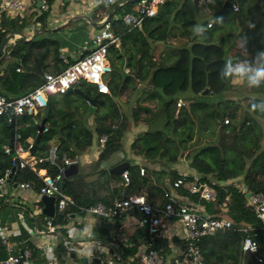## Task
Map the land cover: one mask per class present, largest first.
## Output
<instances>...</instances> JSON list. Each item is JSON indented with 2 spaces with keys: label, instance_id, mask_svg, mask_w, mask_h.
Here are the masks:
<instances>
[{
  "label": "trees",
  "instance_id": "obj_1",
  "mask_svg": "<svg viewBox=\"0 0 264 264\" xmlns=\"http://www.w3.org/2000/svg\"><path fill=\"white\" fill-rule=\"evenodd\" d=\"M53 1L45 0L46 8L43 9L31 0L33 10L15 16L0 13V43L9 31L23 33L31 24H39L32 38L25 40L18 36L5 44L0 55L1 94L9 98L25 94L43 82L45 72H60L66 67L60 56L59 40L45 29L49 25ZM135 2L103 0L90 14L93 22H99L114 8L108 20L119 39L117 44L107 48L111 65L107 79L109 93L98 92L94 84L85 80L75 84L84 93L96 97L95 106L71 92L68 101L64 94H50L48 114L44 107L34 115H0V177L8 170L9 177L17 182H29L37 191L41 185V180L29 166L10 171L15 154L10 149L6 151L10 140V117L25 148L37 135V123L45 117L47 129L30 151L37 157L46 156L49 148L57 143L59 156L65 153L74 158L94 142L99 143L100 136H106L89 173L78 171L70 176L62 175V190L74 202L71 211L67 215L55 213L53 217H45L54 226L57 239L54 254L60 261L62 252L68 247L65 240H69L67 224L72 215H83L85 207L96 203L111 206L116 199L130 194L145 196L154 189L153 175L165 178L167 169L172 182L184 174L173 165L186 152L189 167L198 173L197 182L207 180L216 195L213 200L206 201L198 192L183 187L176 190L192 202L202 204L211 216H227L234 223L199 238L200 264H264V226L245 195L246 192L264 195V115L250 110L251 103L264 101V85L248 88L251 96L244 106L240 100L226 96L234 85L231 80H222L219 76L227 58L235 56L239 60H250L254 52L264 50V0H215L214 5L205 2L202 6L200 0H165L154 15L145 17L139 26L131 27L124 23L122 16L132 10ZM214 17H223V23H212L208 27ZM197 24L207 28L206 38L192 31ZM249 24L254 27L249 28ZM90 25L96 29L101 26ZM240 39L247 40V54L238 47ZM231 48L237 49L233 55L229 54ZM128 59L143 69H136ZM146 79L148 87L140 88L139 81ZM207 83L208 91L204 94ZM139 89L129 119L117 98L129 101ZM73 93L82 99L81 104H76ZM178 100L183 101L179 107L176 105ZM226 117L228 122L224 123ZM131 122L143 123L146 128L137 132L126 148L124 139ZM129 152L144 163L128 157ZM120 153L117 162L129 161L127 184L121 173L110 171V165L102 166ZM46 165L52 174L59 172V167ZM141 166L145 169L143 174L140 173ZM90 174L96 176L90 178ZM185 174L188 180H194V175ZM162 187L160 207L167 200L163 196L166 188ZM241 222L257 226L255 256L262 257V262L242 248L244 233L238 228ZM137 237L148 238L147 245L153 248L163 247L160 239L149 238L146 225L138 228ZM13 239L24 241L19 247L30 249L32 264H42L50 258V254L39 249L36 241L29 238L25 229H20ZM88 240H99L106 245L112 241L108 230L102 227H97ZM137 246L138 243L123 247L121 256H135ZM4 249L0 248V258L7 256ZM14 253L21 251L17 249ZM136 262L134 257L130 264ZM80 263L84 264L83 259ZM89 264L102 263L92 260ZM169 264L196 263L185 253Z\"/></svg>",
  "mask_w": 264,
  "mask_h": 264
},
{
  "label": "built area",
  "instance_id": "obj_2",
  "mask_svg": "<svg viewBox=\"0 0 264 264\" xmlns=\"http://www.w3.org/2000/svg\"><path fill=\"white\" fill-rule=\"evenodd\" d=\"M41 1L38 7L45 9V0ZM164 1L165 0H136L132 6V10L125 13L122 19L124 23L131 27L139 26L145 17L155 14L158 10V6ZM25 5L26 0H0L1 12H5L11 16L21 11ZM233 8L236 10L237 6L234 5ZM103 20H105V22L97 29L88 53L80 56L73 62H70L65 56L61 55L62 61L66 64V67L60 72H45L43 74V82L25 94L15 98H9L0 93V115H34L39 109L47 106L48 96L50 94H64L71 86L75 85L80 80H85L94 84L98 92L109 93L107 79L111 72V65L107 58V48L110 44H117L119 39L112 32L109 20H106V17ZM210 23L211 21L208 22V25ZM17 70H19V68H17ZM182 104L183 101L181 100L176 102L177 107ZM9 120L11 121L12 118L10 117ZM223 121L227 123L228 118L226 117ZM46 129L47 127L44 126L43 131ZM105 139L106 136L104 135L99 137L98 142L100 148L103 146ZM31 144L32 143H30L27 148L23 147L20 141V134L15 132L13 143V151L15 154L12 166H16L15 169L29 166L41 180L39 193L54 196L55 213L67 215L71 211L74 202L72 198L62 190V173L60 168L62 165L68 164L71 158L65 153L59 156L56 146H51L47 155L44 157L34 156L29 150ZM9 149L11 150L10 147L6 148V151H9ZM15 159H17V161H15ZM46 163L51 166L59 167V172L52 174ZM144 171V166H141L140 173L143 174ZM121 174L124 183L127 184L129 182L127 169L123 170ZM197 180V177H195L194 180H188L184 173L182 176L170 182L163 193L164 198L167 200L161 207L151 204L142 194H130L122 199H116L111 206L96 203L88 205L84 210L93 215L98 216L102 214L112 219L127 211L133 209L138 210L142 213L139 224L147 226V232L151 237L150 239H159L163 236L164 221L177 219L184 227L186 240L185 253H187L196 264H200L201 255L197 244L199 238L203 235L213 234L217 231L229 228L234 223L231 219L226 217L211 216L200 212L195 206L186 202L184 196L174 192L177 188L183 187V189L190 192H198L200 197L206 201L213 200L216 191L210 186L209 182L207 180L197 182ZM4 184L19 186L21 188L31 186L29 182H17L11 179L8 170L0 177V189ZM249 202L253 205L254 212L260 220L261 225L264 226V195L262 193L251 195ZM46 227L51 234H54V226L51 220H47ZM238 228L244 233L242 248L255 255L258 250V243L255 239L257 226L241 222ZM1 244L5 246L7 256L0 258V264H32L29 261L31 252L28 247L24 248L21 253L13 252L7 229L0 231V245ZM36 246L42 251L50 254V258L42 264H59V260L56 254H54V250L57 246L56 237L51 243H44L41 239H38L36 241ZM255 257L256 261L262 262V257ZM142 260V264H162L163 255L161 249L148 246L142 255Z\"/></svg>",
  "mask_w": 264,
  "mask_h": 264
},
{
  "label": "crops",
  "instance_id": "obj_3",
  "mask_svg": "<svg viewBox=\"0 0 264 264\" xmlns=\"http://www.w3.org/2000/svg\"><path fill=\"white\" fill-rule=\"evenodd\" d=\"M34 1L37 5V0ZM101 1L103 0L53 1L50 11L51 18L49 19L48 27L45 29L46 31H49L54 38L59 40L61 44L60 56L63 55L68 60H75L83 55L84 51L90 49L92 39L97 31V29L90 24L94 25L99 23L106 17L102 18L99 22H93L90 18L91 12ZM32 10L33 7L31 0H26L25 7L18 13L22 14ZM18 13L13 14L12 16L17 15ZM77 19H80L78 23L70 24ZM38 27L39 24H31L26 27L22 33L25 37L24 39L28 40L32 38L35 35V29ZM18 36V34H15L14 38ZM129 61L136 69H143L139 64L132 60ZM124 70L126 72L129 71L128 68H125ZM147 73L148 76H151L150 72ZM139 85L142 87L147 86V79L139 81ZM136 98L135 95H132L129 101H126L122 97L117 98V101L121 109H124L131 107ZM88 121L89 123L92 122V116ZM145 128V125L142 123L132 124L129 131H131V133L135 132L136 134ZM52 146L57 147V143H54ZM99 152V143L94 142L84 151L78 153L76 157L71 158V161L68 164L61 166L60 170L62 175L70 176L78 171L89 173ZM117 156L118 155L114 156L107 162H104L102 166L110 165V167H112L116 165L119 163L117 161L120 159V157L118 158ZM127 156L133 158L135 162H139L140 164L144 163L140 157L134 156L131 152H129ZM178 166V164L173 165L174 168H179ZM180 172L191 174L195 177L198 176V173L191 167H189L188 171L180 170ZM95 176L96 174L89 175L90 178ZM152 179V187L154 189L151 193L145 194V196L151 204L159 206L160 202L163 200L161 187L165 186L164 188H166L171 181L169 180V176L158 178L156 175H153ZM156 187L160 188L157 190ZM174 192L178 195L184 196L185 201L190 205L195 206L200 212L210 215L202 204L192 202L181 191L175 190ZM41 196L42 194L31 186L21 188L19 186H9L8 184H4L0 189V231L7 229L13 252L17 249H20L22 252L24 249L23 247H19L24 242L23 240L13 239L15 235L20 233V229H25L29 238L33 241L41 239L44 243H51L56 237L47 230V219L45 217L48 216L43 212ZM40 213H42V216L39 215ZM140 218L141 216L138 211L130 210L113 218V220L117 222L112 228H105L100 226L97 215L88 212H85L83 215H72L70 222L67 224L69 240H65V244L68 247L62 252L59 264H81L80 259H83L84 257L88 259L89 263L92 260H95L102 264H106L107 262L109 264H130L135 257L137 258L135 264H142V255L146 251L148 247L147 243H149V241L148 238L140 239L137 237V230L141 226L139 224ZM44 227L46 228L44 229ZM97 227H102L108 230L112 240L110 245L103 244L99 240H88V237ZM149 238L151 237L149 236ZM159 239L163 245V247H161V253L163 255L162 264H169L172 260L177 261L185 255V232L184 227L179 220L172 219L164 221L163 236ZM135 243H138L135 256L128 255L127 257H122L121 254L123 247H133ZM2 247L5 248L3 244L0 245V248Z\"/></svg>",
  "mask_w": 264,
  "mask_h": 264
},
{
  "label": "clouds",
  "instance_id": "obj_4",
  "mask_svg": "<svg viewBox=\"0 0 264 264\" xmlns=\"http://www.w3.org/2000/svg\"><path fill=\"white\" fill-rule=\"evenodd\" d=\"M205 2L215 4V0H200V6ZM212 23H223V17H214L208 27H211ZM248 26L249 28L254 27L253 24H249ZM192 31L199 34L202 38H206L207 28L203 24L195 25ZM246 44V39L238 41V47L243 49L245 54H247ZM234 60L235 63L233 62ZM219 76L222 80L226 81L238 80L247 88H260L264 85V50L256 51L250 60H239L233 57L227 58ZM250 110L253 113L259 111L261 115H264V101L259 104L251 103Z\"/></svg>",
  "mask_w": 264,
  "mask_h": 264
},
{
  "label": "water",
  "instance_id": "obj_5",
  "mask_svg": "<svg viewBox=\"0 0 264 264\" xmlns=\"http://www.w3.org/2000/svg\"><path fill=\"white\" fill-rule=\"evenodd\" d=\"M41 0H37V5L40 6L41 4ZM114 8L111 9V11L108 13V15L106 16V20L109 19L110 15L113 13ZM105 22V20L96 23L99 25H103ZM15 34H18L20 37H24V35L22 33H16L14 31H9L1 40L0 43V55L3 53L4 50V46L7 43L8 40L13 39ZM208 91V83L206 85V87L203 90V93H207ZM71 92H76L78 95H80L83 99H85L90 105L95 106V101H96V97H91L88 94L84 93L79 87L76 86H71L68 91L66 93H64V96L66 97L67 101H68V94ZM47 108V114L49 113V105L47 104L46 106ZM10 127V140H9V147L11 148V152H13V143H14V135H15V127H14V122L13 119L10 121L9 125ZM45 126V117L42 118L38 123H37V135L35 136V138L32 141L31 147H30V151L31 149L35 146V144L37 143L39 137L41 136L43 129ZM15 161H17V159H15ZM129 166V162L128 161H121L119 163H117L116 165L110 167V171L111 172H115V173H122L123 170L127 169V167ZM16 166H12L11 167V172H13L15 170ZM248 201H250V196L251 193L250 192H246L245 193ZM41 201L43 202V212L48 216V217H53L55 214V198L52 195H46V194H42L41 196ZM99 218V224L102 227L105 228H112L114 226V224L117 222L115 220H113L111 217H105L102 214L98 215ZM46 227H44L45 229ZM250 255L255 259V255L253 253H250ZM83 261L85 264H89L88 259L86 257L83 258Z\"/></svg>",
  "mask_w": 264,
  "mask_h": 264
},
{
  "label": "rangeland",
  "instance_id": "obj_6",
  "mask_svg": "<svg viewBox=\"0 0 264 264\" xmlns=\"http://www.w3.org/2000/svg\"><path fill=\"white\" fill-rule=\"evenodd\" d=\"M165 49H164V51H165ZM236 50L237 49H235V48H231L230 51H229V54L230 55H233ZM254 54H255V52H254ZM234 58L236 59L235 56H234ZM231 82L233 83L234 86H233V88H231L230 90H228L226 92V96L227 97H231V98H236V99H238V100L241 101L242 105L246 106L247 98L249 96H251V94L248 92V88L244 84H242L241 82H239L238 80H231ZM144 87H146V86H144ZM147 87H148V85H147ZM140 88H143V87L140 86ZM140 90L141 89H139V91H137L135 93V96L136 97H138V95L140 93ZM56 96H60V94L56 93ZM73 97H75V99H76V101H75L76 104H81L83 102L82 99L80 97H78L77 95H75L74 93H73ZM144 103H149V102L148 101H145ZM123 110L128 114L129 119H131L130 113H129L130 110H131V107L124 108ZM132 124L133 123L131 122L130 127H131ZM134 136H135V132L134 133H131V131H128L127 132V135L125 136V139H124V143L126 145V148H127V145L129 144V141ZM117 157L118 158L121 157L120 154H118ZM176 164L179 165L178 166L179 167V170H181V171H185V170L188 171V169H189V160L186 157V152H184L182 154V156L179 158L178 162L175 163L174 165H176ZM164 168L167 169L166 167H164ZM165 171L167 172V175H166V172H165V176L166 177L169 176L168 169L165 170ZM159 177H161V176H159ZM223 216H225V215H223ZM225 217H227V216H225Z\"/></svg>",
  "mask_w": 264,
  "mask_h": 264
}]
</instances>
